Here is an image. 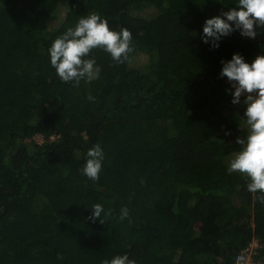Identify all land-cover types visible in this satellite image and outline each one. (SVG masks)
Returning a JSON list of instances; mask_svg holds the SVG:
<instances>
[{
  "label": "trees",
  "instance_id": "trees-1",
  "mask_svg": "<svg viewBox=\"0 0 264 264\" xmlns=\"http://www.w3.org/2000/svg\"><path fill=\"white\" fill-rule=\"evenodd\" d=\"M236 4L0 0V264L124 254L136 264H234L252 240L264 243V206L224 162L248 128L219 76L234 53L247 63L264 54V29L255 39L235 31L215 49L201 40L205 20ZM93 12L129 29L134 51L117 65L93 50L99 79L74 87L48 49ZM96 144L104 159L92 181L80 170ZM95 204L111 211L104 224L88 219ZM123 207L131 222L119 219ZM254 260L264 264V247Z\"/></svg>",
  "mask_w": 264,
  "mask_h": 264
},
{
  "label": "clouds",
  "instance_id": "clouds-1",
  "mask_svg": "<svg viewBox=\"0 0 264 264\" xmlns=\"http://www.w3.org/2000/svg\"><path fill=\"white\" fill-rule=\"evenodd\" d=\"M258 28L264 29V0H237L235 7L205 20L201 40L215 49L222 37L235 31H239L242 37L255 39ZM96 49L108 53L115 64H123L129 61V54L134 51L132 33L127 28L111 30L106 19L98 13H89L54 40L48 49L50 64L64 83H72L74 87H78L82 80L91 83L99 79L101 72L91 55ZM221 64L219 76L227 78L230 89L226 91H230L231 103L245 106L243 119L248 128L246 137L238 136L235 140L240 150L230 158L227 173L246 177L247 191L264 206V54L247 63L241 54L234 53L230 60H222ZM87 99L95 102L91 94ZM103 159L100 145H93L88 149L80 171L88 179L98 181ZM102 214L107 219L111 211L105 212L101 204H95L88 219L104 224ZM119 219L131 222L127 207L121 209ZM58 259L62 257L58 256ZM102 264H136V261L124 254L106 259Z\"/></svg>",
  "mask_w": 264,
  "mask_h": 264
},
{
  "label": "built area",
  "instance_id": "built-area-1",
  "mask_svg": "<svg viewBox=\"0 0 264 264\" xmlns=\"http://www.w3.org/2000/svg\"><path fill=\"white\" fill-rule=\"evenodd\" d=\"M264 247V243H260L258 240H252L249 245L239 251L234 258V264H262L259 261L254 260V256L260 248Z\"/></svg>",
  "mask_w": 264,
  "mask_h": 264
},
{
  "label": "rangeland",
  "instance_id": "rangeland-1",
  "mask_svg": "<svg viewBox=\"0 0 264 264\" xmlns=\"http://www.w3.org/2000/svg\"><path fill=\"white\" fill-rule=\"evenodd\" d=\"M54 24H55V22L52 25H54ZM144 61H145V57L143 55H138V56L135 55L133 57V62L135 64H143ZM34 140L40 143L42 141V137L40 135H36L34 137ZM233 154L234 153H231V154H229V155H227V156L224 157V162H225V164L227 166H228L229 160H230V158L232 157ZM233 174H237V173H233Z\"/></svg>",
  "mask_w": 264,
  "mask_h": 264
}]
</instances>
